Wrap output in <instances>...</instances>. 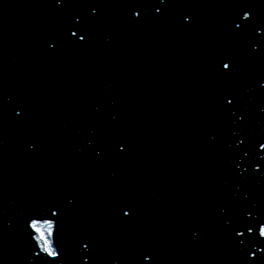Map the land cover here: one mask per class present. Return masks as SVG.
<instances>
[{
    "label": "water",
    "instance_id": "1",
    "mask_svg": "<svg viewBox=\"0 0 264 264\" xmlns=\"http://www.w3.org/2000/svg\"><path fill=\"white\" fill-rule=\"evenodd\" d=\"M90 2L0 0V264H48L25 219L52 201L65 205L63 264H138L145 250L155 264L264 260L236 67L220 71L232 50L219 0H170L142 21L127 0H96L98 15ZM75 15L93 17L87 45L66 39ZM248 211L256 234L236 237L229 221Z\"/></svg>",
    "mask_w": 264,
    "mask_h": 264
},
{
    "label": "snow or ice",
    "instance_id": "2",
    "mask_svg": "<svg viewBox=\"0 0 264 264\" xmlns=\"http://www.w3.org/2000/svg\"><path fill=\"white\" fill-rule=\"evenodd\" d=\"M60 6H65V0H55ZM81 7H90L92 13L99 14V7L104 5L98 4L96 0H92L90 3L82 4ZM178 6L170 2V0H127L124 7L131 9L134 13L132 19L136 21H142L144 19L142 13L146 12L149 8L154 9V13L159 16L167 14L171 7ZM228 7L235 9L233 18L231 20V31L233 34L241 37H247L253 42L257 39L256 33L260 36H264V20L258 19L256 14V5L250 2V0H230ZM139 9V10H137ZM188 22H192L193 15L188 13L181 14ZM76 23H70L67 28V41L76 44H88L87 37L90 33V26L94 22L93 17L89 16L84 19L81 15H75ZM57 43L51 45L52 49H56ZM260 50V44H254V51ZM221 68L220 71L224 75H230L235 68V59L233 54L229 51L223 52L220 59ZM227 70V72H225ZM231 97V98H229ZM226 104L225 108L231 112L233 116L238 114V110L235 109L234 103L236 97L231 93L225 96ZM232 106V107H230ZM17 115H22L23 110L21 108L16 109ZM240 121L245 119L244 115H240ZM237 146L244 145L246 141L244 139L237 140ZM259 148L264 149V142H258ZM35 148V145H33ZM119 152L127 151V144L123 141H118L116 144ZM257 169H261V164H256ZM243 173L241 172V175ZM66 198L71 202L75 203V194L68 192ZM119 211L122 216L126 219H130L135 215V206L132 204L121 205ZM225 212L227 209L225 208ZM65 216V205L59 201H52L44 205L39 211L32 212L25 219V226L27 235L30 241L34 242L35 246H38L39 251H35V256L40 257L41 253L50 257L51 260L48 264H63L64 257L62 255V235H63V220ZM253 216L252 211L247 212V216L239 223L232 224L229 221L232 232L236 237H244V231H238L240 228L247 229L248 233L253 235L256 234V228L249 226L248 218ZM255 223L258 225V236L264 237V223L260 222V217L257 216ZM83 240H87V243H83V248L87 249L89 253L93 251L90 248L91 238L84 236ZM244 241L241 240L240 244ZM259 253L264 256V248L258 249ZM85 260H89V256L84 257ZM155 253L151 250H145L140 253V260L138 264H144L145 261L152 262L155 264ZM248 264H264V260H261L260 256L257 255L256 251L250 253Z\"/></svg>",
    "mask_w": 264,
    "mask_h": 264
}]
</instances>
